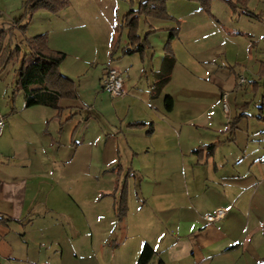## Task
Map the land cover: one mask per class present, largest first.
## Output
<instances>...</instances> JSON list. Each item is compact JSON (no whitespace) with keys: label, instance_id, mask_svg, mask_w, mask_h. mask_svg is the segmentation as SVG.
Masks as SVG:
<instances>
[{"label":"crops","instance_id":"0c3cea01","mask_svg":"<svg viewBox=\"0 0 264 264\" xmlns=\"http://www.w3.org/2000/svg\"><path fill=\"white\" fill-rule=\"evenodd\" d=\"M147 1L71 0L50 31L38 33L49 36L51 50L75 58L70 70L82 80L78 100H63L60 111L26 109L23 92L17 104L10 99L14 86L6 92L7 106L0 108L6 120L0 137L1 264H138L147 245L155 252L150 264H264V96L257 115L239 105L231 112L227 102L249 84L251 66L255 98L264 86V59L251 55L250 44L244 60L230 58L233 38L243 30L237 26L248 16L237 9L234 25L228 12L233 27L217 17L210 32L184 20L189 27L174 44L172 79L154 99L151 89L174 26L141 17L138 36H149V49L122 55L130 46L128 30L121 28L130 4L137 10ZM12 2L10 10L22 4ZM262 8L264 0L253 10ZM17 21L7 24L0 14V30ZM61 32L69 34L66 46L56 37ZM192 36V43L197 36L209 42L192 56L194 71L177 49L185 42L192 47L185 40ZM101 49L104 59L96 62ZM109 67L124 76L122 98L103 89ZM241 111L245 117L229 131ZM124 177L132 180L128 211L117 220ZM220 209L226 217L208 223L206 217Z\"/></svg>","mask_w":264,"mask_h":264},{"label":"trees","instance_id":"16d2710c","mask_svg":"<svg viewBox=\"0 0 264 264\" xmlns=\"http://www.w3.org/2000/svg\"><path fill=\"white\" fill-rule=\"evenodd\" d=\"M197 3L202 11L209 12L211 3L217 0H188ZM229 3L234 9L242 6V12L249 18L261 20L260 16L250 12L247 8V0H223ZM168 0H148L141 4L137 10L131 9L129 14L124 18L121 28L128 30L129 48L122 50L123 56H132L135 54H143L149 49V40L147 36L141 39L138 36L139 21L141 17L152 18L163 21H171L173 18L167 11ZM70 3L68 0H23L25 16L17 21L19 33L23 34L27 26L24 25V19L30 20L33 15L41 10L48 11L52 14H59ZM262 21V20H261ZM179 32L173 31L170 40L165 49V57L160 73L156 75V83L152 87V97L155 99L162 93L163 89L172 79L174 68L176 65L175 55L172 50L173 41L178 38ZM8 35L4 31H0V60L3 70H5L14 58H18L21 48L17 47L13 51L7 46ZM27 47L31 52L30 57H25L21 62V66L17 71L16 88L13 93V102L16 95L23 92L25 98V108H33L43 106L60 111V103L63 100H78L77 84L62 76L60 67L67 58L66 54L55 52L49 47L48 35H40L31 39H27ZM115 50L112 55L114 59ZM260 76L264 77V65L261 66ZM166 110L171 112L174 108V101L168 97L165 102ZM245 116L242 115L234 120L231 129H234L238 120ZM215 146L208 147L209 151H213ZM127 189L124 187L121 199L116 203L115 211L117 217L122 220L128 211ZM155 256V252L150 246H145L138 264H150Z\"/></svg>","mask_w":264,"mask_h":264},{"label":"rangeland","instance_id":"374dc122","mask_svg":"<svg viewBox=\"0 0 264 264\" xmlns=\"http://www.w3.org/2000/svg\"><path fill=\"white\" fill-rule=\"evenodd\" d=\"M9 1H11V2H9ZM12 1H15V0H0V14L2 15V20L7 24H12L15 20H20L22 17L25 16V12H26L24 7H23V0H20V1H22V4L19 8L15 9V10H10L12 4L14 3ZM68 1L71 5V0H68ZM136 1L137 0H135V2ZM260 1L261 0H247L248 10L253 11V13L257 16H260V19L262 20V21L261 20L257 21L255 18H250L251 21H254V23L253 22L252 23L255 25H249V23H247V22H250V21H248L249 17L244 18L243 21L241 22V24L238 25L237 24L238 16L236 17L237 14L234 15V12L237 11V9H241L242 6H239V8L234 9L229 3H227L223 0H217V1L212 2L211 3V9L209 12L202 11L197 3L190 2L188 0H168L167 11H168V14L173 18V20H171L169 22H171V24L174 26V31L177 30L179 32V36L184 31V29L189 27V26L185 25L186 22L183 23L184 20H187V22H190L193 27L201 28L200 30H203L204 32H210L211 31L210 30L211 23L212 22L217 23L218 18L220 19L222 24L227 26V28L233 27V25H230V23L227 20L228 12H230L231 17H233V18L235 17L234 18V21H235L234 25H238L237 27H239L240 29H243V30H241V32L238 31V33H241V34H239V35L235 34V38H233V40H234L233 44L235 45V47H234L235 51L233 52V54L230 52V58L235 59L234 55L237 54L240 57L239 58L240 60H244L246 58L247 45L250 44L249 50H250L251 55L256 56V58L259 61H263V59H264V40L260 39L259 35H264V26H263V24H261L264 22V9L262 8L260 10V12H254V10H253L256 8V5ZM250 2H251V6L249 7ZM131 9H134V6L130 4V10ZM198 9L201 11V12L199 11L200 15H199ZM65 10H63V11H65ZM190 10L194 11L193 14L188 15L186 18H182V17H185V13L190 11ZM195 10H197V12H195ZM172 14H174L175 17L172 16ZM56 15L57 14H52L48 11L41 10V11L36 12L33 15L31 20L28 16V20L24 19V25L27 26L24 35L19 33L18 25H16L17 22L15 24H13L12 28L8 29V31L0 30V31L6 32V34L8 35V38H7L8 45L7 46H10L13 51H16L17 47L21 48L19 57L14 58L13 62H11V64L5 70H3L2 63L0 60V108H5L7 106L6 101L8 100V97L6 96V92L9 88V86L13 85L14 90L16 88L17 71L19 70V68L21 66V62L23 61V59L25 57H30V55H31V52L27 47L26 40L37 37L38 33H48L47 31H50L51 27L54 25V23H52V21L54 20L53 18ZM139 28H140V24H139ZM62 29L60 31H62ZM197 30H199V29H197ZM253 32L256 33V35H257L255 38L251 37ZM141 33H143V32H141ZM68 35L69 34H67L66 32H64V33L61 32L56 37H57V39H60V41L62 42L63 45L66 46V41H67ZM198 36L193 43H192V41L194 40L195 36H192L191 38H188V39L185 38V40H187V42L190 43L192 45V47L190 46V48H189L185 42L182 45H178V48H177L178 51L181 52L180 53L181 61H183V62L187 63L189 66H191L192 69L191 68H189V69L192 71H194V68H195V66L192 65L193 64V57L192 56L196 52H199L202 47H205L207 44H209V42H204V43L202 42L201 43ZM146 37H147V35L145 37H143V39H145ZM48 39H49V36H48ZM174 41L172 43V50H173V53L175 54L174 44L178 40L176 39ZM71 53H72V50H71ZM66 55H67V58L64 61V63L61 65V69H63L62 73L63 74L65 73L66 75H70L71 77L76 79V82H77L76 84L79 85L78 80L79 81L82 80V77L79 78L80 76H78V75H81V74L72 73L70 70L73 67V62L76 60L71 55H69V54H66ZM90 58L91 57L89 56L87 59L91 60ZM101 59H104V50H102V49L100 51V56H98L96 59V62L97 61L100 62ZM261 64H260V66H261ZM239 65L240 64H238V65L234 64L233 67L235 69H237V68H239L238 67ZM189 66H187V67H189ZM240 66H241L240 69H244V65L241 64ZM93 67L94 66H92V68ZM255 69H256L255 66L254 67L251 66L249 68V72L246 75V78L248 79L249 84H247L241 90L236 91L228 99L227 102H228L229 108L231 109V112H235L237 105H239V106H242V108L248 107L249 108L248 113H250V115H257L259 113L258 109L262 107V100H263L262 97L264 96V86L255 98V94H253V89L251 87L252 86L251 84L253 82L252 77H256L254 75ZM184 72H181L182 79L183 78L185 79ZM81 73H83V71ZM192 73H196V72H192ZM194 81L198 85V87H200V88H203V89L209 88L208 85H206L205 82H201V79H199V78H194ZM246 92H248V93H246ZM12 94H13V91L10 95V99L13 98ZM19 94L20 93H18L17 95H19ZM17 95L15 98L16 104L18 102H20V98L22 97V96H19V98H18ZM239 113H240L239 117L244 114L242 111ZM232 123L229 126V131H231ZM126 178L127 177H124L121 180L122 188L125 187L126 185L128 187L130 186V181H132V180H130V178L129 179H126ZM122 193L119 192L117 194V198L119 197L118 201L121 199ZM126 195H127L128 201H129L128 194H126ZM112 199H114V196L112 197ZM133 200H135L134 194H133ZM115 216H117V215H115ZM116 219L120 220L118 217H116Z\"/></svg>","mask_w":264,"mask_h":264},{"label":"built area","instance_id":"2783aa9c","mask_svg":"<svg viewBox=\"0 0 264 264\" xmlns=\"http://www.w3.org/2000/svg\"><path fill=\"white\" fill-rule=\"evenodd\" d=\"M246 83L245 79L240 80V85ZM104 91L108 93L112 98L119 99L126 95L125 89V79L123 74L115 67H109L106 71V76L104 80ZM224 110L228 112V105L226 100H224ZM6 128V120L0 112V137H2L4 130ZM226 217V211L223 209L217 210L214 214L208 215L206 221L208 223H215L222 221ZM0 240V245H1Z\"/></svg>","mask_w":264,"mask_h":264}]
</instances>
